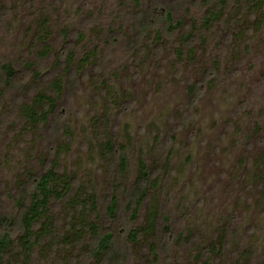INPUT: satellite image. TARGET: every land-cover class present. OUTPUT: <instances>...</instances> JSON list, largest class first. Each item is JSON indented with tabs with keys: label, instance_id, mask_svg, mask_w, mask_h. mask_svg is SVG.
<instances>
[{
	"label": "rangeland",
	"instance_id": "rangeland-1",
	"mask_svg": "<svg viewBox=\"0 0 264 264\" xmlns=\"http://www.w3.org/2000/svg\"><path fill=\"white\" fill-rule=\"evenodd\" d=\"M156 6L180 25L141 31ZM0 64L19 76L0 71V215L55 164L102 215L117 193L124 264H264V0H0ZM39 93L57 107L34 123ZM140 161L155 184L131 219ZM54 205L60 240L69 215ZM74 236L7 264H91Z\"/></svg>",
	"mask_w": 264,
	"mask_h": 264
},
{
	"label": "trees",
	"instance_id": "trees-1",
	"mask_svg": "<svg viewBox=\"0 0 264 264\" xmlns=\"http://www.w3.org/2000/svg\"><path fill=\"white\" fill-rule=\"evenodd\" d=\"M217 3H225L227 0H216ZM157 7V6H156ZM212 12H207L204 23L210 22ZM164 24L168 31L174 30L179 23L174 24L173 11L164 6L157 7L150 15H146L139 24L141 31H147L157 27L158 22ZM0 71L8 83H15L19 77L17 72L7 64H0ZM55 92L60 93L62 86L58 80L52 83ZM57 107L54 97L45 93H39L32 104L24 108L25 115L34 123L46 120L47 116ZM107 149L115 151L114 146L108 142ZM52 151V150H51ZM126 158L120 156V171L125 172ZM155 182L151 179L150 171L144 161H140L139 175L132 185L131 200L128 205L132 211L130 218L135 219L141 206L148 196V192ZM117 192V190H116ZM75 193V194H74ZM72 194H74L72 196ZM66 202L69 222L65 229L67 235L56 238L53 236L57 220L52 210L55 203ZM17 215L10 217L0 215V264H7V258L16 251L19 254L32 256L36 249L43 246L41 243L46 237H52L50 243H46L50 250L60 249L69 240L70 235H76L75 240L84 244L85 260L92 259L91 264H124L126 258L125 244L122 247L121 233L122 222L119 214V198L113 193L105 206V214L99 213L100 205L95 194L82 191L72 178L62 177L57 172L55 164H52L40 175L31 174L23 184L16 199ZM155 220L150 221L142 228H131L127 231L125 242L135 243L145 232L154 230ZM166 231L169 227H165ZM56 235V234H55ZM57 236V235H56ZM121 238V239H120ZM22 252V253H21ZM202 264H210L205 260Z\"/></svg>",
	"mask_w": 264,
	"mask_h": 264
}]
</instances>
